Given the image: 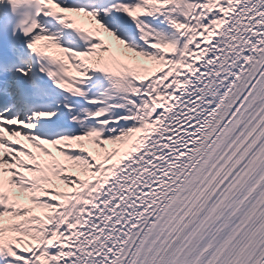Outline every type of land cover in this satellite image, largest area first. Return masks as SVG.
Here are the masks:
<instances>
[{
  "label": "snow or ice",
  "instance_id": "1",
  "mask_svg": "<svg viewBox=\"0 0 264 264\" xmlns=\"http://www.w3.org/2000/svg\"><path fill=\"white\" fill-rule=\"evenodd\" d=\"M0 264H264V0H0Z\"/></svg>",
  "mask_w": 264,
  "mask_h": 264
}]
</instances>
